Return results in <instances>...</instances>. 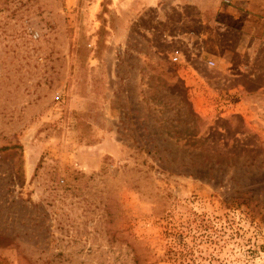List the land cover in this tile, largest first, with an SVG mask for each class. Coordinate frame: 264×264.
Wrapping results in <instances>:
<instances>
[{
    "label": "rangeland",
    "instance_id": "rangeland-1",
    "mask_svg": "<svg viewBox=\"0 0 264 264\" xmlns=\"http://www.w3.org/2000/svg\"><path fill=\"white\" fill-rule=\"evenodd\" d=\"M0 153V264H264V0H0Z\"/></svg>",
    "mask_w": 264,
    "mask_h": 264
},
{
    "label": "built area",
    "instance_id": "built-area-1",
    "mask_svg": "<svg viewBox=\"0 0 264 264\" xmlns=\"http://www.w3.org/2000/svg\"><path fill=\"white\" fill-rule=\"evenodd\" d=\"M181 58H182V52L179 49H176L172 55L173 61H179ZM208 63L209 65H214L215 61L213 59H210ZM0 157H1V153H0Z\"/></svg>",
    "mask_w": 264,
    "mask_h": 264
}]
</instances>
